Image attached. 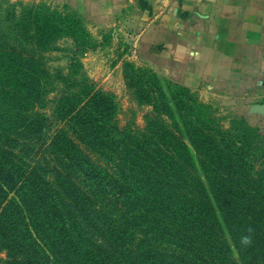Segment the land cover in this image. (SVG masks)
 I'll return each mask as SVG.
<instances>
[{
    "label": "trees",
    "instance_id": "trees-1",
    "mask_svg": "<svg viewBox=\"0 0 264 264\" xmlns=\"http://www.w3.org/2000/svg\"><path fill=\"white\" fill-rule=\"evenodd\" d=\"M25 23L31 37L0 36L2 264H264V147L130 62L127 89L150 113L120 126L111 95L42 66L81 24ZM55 78L70 90L48 114Z\"/></svg>",
    "mask_w": 264,
    "mask_h": 264
},
{
    "label": "crops",
    "instance_id": "crops-1",
    "mask_svg": "<svg viewBox=\"0 0 264 264\" xmlns=\"http://www.w3.org/2000/svg\"><path fill=\"white\" fill-rule=\"evenodd\" d=\"M60 1L95 23L125 25L134 55L189 89L264 85V0Z\"/></svg>",
    "mask_w": 264,
    "mask_h": 264
},
{
    "label": "rangeland",
    "instance_id": "rangeland-1",
    "mask_svg": "<svg viewBox=\"0 0 264 264\" xmlns=\"http://www.w3.org/2000/svg\"><path fill=\"white\" fill-rule=\"evenodd\" d=\"M70 3L72 5L61 3L60 0H0V36L17 41L31 37L30 30L22 25L36 12H43L51 19L59 17L67 25L72 20L79 22L82 32L67 27L51 47L42 52V66L51 73L59 71L60 75H73L78 82L84 80L94 89L111 95L117 103L120 126H143L150 108L138 104L127 89L123 67L125 62L152 67L139 60L132 52V34L125 25L95 23L90 14L78 13V3ZM19 45L33 50V46L25 41ZM157 74L161 79H168ZM249 83V79L243 78L225 86L220 84L219 87L191 90L194 97L210 106L204 112L205 115L210 113L218 117L220 123L224 124V129L233 123L236 131L246 134L252 142H258L264 147V85L249 86ZM46 88V105L40 109H45L50 114L51 99L61 91L68 92L70 88L58 78L54 79L53 84H47ZM3 258L4 253L0 252V264Z\"/></svg>",
    "mask_w": 264,
    "mask_h": 264
}]
</instances>
